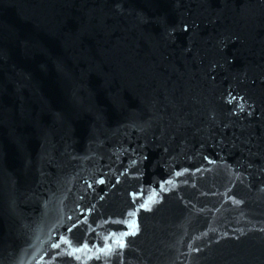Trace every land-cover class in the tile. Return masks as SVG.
<instances>
[{"label": "water", "instance_id": "obj_1", "mask_svg": "<svg viewBox=\"0 0 264 264\" xmlns=\"http://www.w3.org/2000/svg\"><path fill=\"white\" fill-rule=\"evenodd\" d=\"M0 264H264V0H0Z\"/></svg>", "mask_w": 264, "mask_h": 264}, {"label": "snow or ice", "instance_id": "obj_2", "mask_svg": "<svg viewBox=\"0 0 264 264\" xmlns=\"http://www.w3.org/2000/svg\"><path fill=\"white\" fill-rule=\"evenodd\" d=\"M178 175H179V173H178ZM101 183H103V181H101ZM169 183H171V181H169ZM141 207H144V208H147L148 207V205L147 204H143V205H141ZM130 227H133L132 225H129ZM134 234V233H133ZM122 235H126V233H123ZM118 244H119V246L121 247V248H123L124 247V243H123V241H116ZM53 247H58V245H53ZM85 247H87V245H85ZM80 249L79 248H75L74 249V251H79Z\"/></svg>", "mask_w": 264, "mask_h": 264}]
</instances>
